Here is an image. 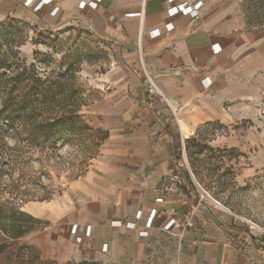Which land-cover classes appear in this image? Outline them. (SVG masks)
<instances>
[{
    "label": "crops",
    "instance_id": "crops-1",
    "mask_svg": "<svg viewBox=\"0 0 264 264\" xmlns=\"http://www.w3.org/2000/svg\"><path fill=\"white\" fill-rule=\"evenodd\" d=\"M28 1L0 0V16L28 11L46 22H76L114 52L95 102L96 120L108 132L106 149L63 200L33 216L48 222L44 234L88 255H137L159 233L187 232L194 234L189 247H211L220 260L234 256L231 233L244 232L196 201L189 170L178 163V134L184 141L189 131L230 117L236 105L264 99V30L247 21L244 0H202L196 19L170 16L166 0H102L96 9L95 0H54L38 12L41 0Z\"/></svg>",
    "mask_w": 264,
    "mask_h": 264
},
{
    "label": "rangeland",
    "instance_id": "rangeland-1",
    "mask_svg": "<svg viewBox=\"0 0 264 264\" xmlns=\"http://www.w3.org/2000/svg\"><path fill=\"white\" fill-rule=\"evenodd\" d=\"M242 9L264 30V0H244ZM113 60V49L76 22H46L28 11L0 16V120L10 127L0 125V202L7 206L0 229L20 238L0 264H264V99L236 105L230 117L189 131L184 141L178 134L196 201L203 195L205 206L244 232L231 233L234 256L220 260L211 247H189L194 234L187 232L159 233L137 255H88L44 234L48 222L33 216L63 200L106 149L95 102Z\"/></svg>",
    "mask_w": 264,
    "mask_h": 264
},
{
    "label": "built area",
    "instance_id": "built-area-1",
    "mask_svg": "<svg viewBox=\"0 0 264 264\" xmlns=\"http://www.w3.org/2000/svg\"><path fill=\"white\" fill-rule=\"evenodd\" d=\"M36 0H29L27 2V4H31L32 2H35ZM102 0H95L93 1L90 5L92 8H97L98 7V4L101 2ZM54 2V0H41L37 6L35 7V12H38L40 10L43 9V6L44 5H50ZM167 2V5H168V10L167 12H169L170 16H190L192 18H200L201 16V8L203 6V1L200 0L196 3H192L190 0H166ZM58 13V8H54L51 12V15L53 16H56V14ZM172 25L169 24V26L167 27V32L170 33V31H172ZM155 34H160V32L157 30L155 31ZM218 51V48L217 50H215V52ZM149 92L155 94L157 93V88L156 86H154L152 83L150 84L149 86ZM204 199L203 198V195H201V200ZM155 211L152 213V218L155 216ZM141 216V214H137V218L139 219ZM151 222L152 220L148 223V227H150L151 225ZM175 224V219L172 220L171 222L168 223V225L166 226V229H169L171 228L173 225ZM130 227L134 228L136 227V224H133V223H130L129 224ZM77 227L74 226L72 228V231H76ZM86 234L87 235H90V228L87 229L86 231ZM141 235L142 236H148V232L146 230H144L143 232H141ZM105 249L106 251V247L103 248Z\"/></svg>",
    "mask_w": 264,
    "mask_h": 264
},
{
    "label": "trees",
    "instance_id": "trees-1",
    "mask_svg": "<svg viewBox=\"0 0 264 264\" xmlns=\"http://www.w3.org/2000/svg\"><path fill=\"white\" fill-rule=\"evenodd\" d=\"M0 125L1 127L3 128H6L7 131L10 129L9 127V123L8 122H5L3 120H0ZM178 163L181 164L182 166H184V163H183V159L181 157V155H179L178 157ZM187 177L188 179L191 181V177H190V174L187 173ZM6 203L4 202H0V217H2V211L4 208H6ZM2 229H0V231L2 233L5 234L4 239L0 242V258L2 255H8L7 253H10V252H14V250L16 249L17 245H19V237H11L9 235H7V231H6V227L4 226H1ZM254 236V235H253ZM258 248L260 250H263L264 251V248L260 247L258 245ZM23 256V254H21ZM20 264H26L25 262H21ZM48 264H57L56 262H49ZM69 264H74V263H69ZM81 264H88V263H81Z\"/></svg>",
    "mask_w": 264,
    "mask_h": 264
}]
</instances>
